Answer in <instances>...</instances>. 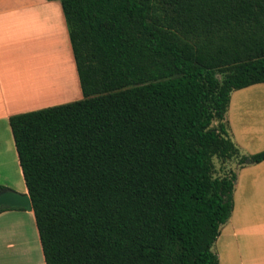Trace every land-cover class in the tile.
I'll return each mask as SVG.
<instances>
[{"label":"trees","instance_id":"1","mask_svg":"<svg viewBox=\"0 0 264 264\" xmlns=\"http://www.w3.org/2000/svg\"><path fill=\"white\" fill-rule=\"evenodd\" d=\"M47 1L82 99L9 118L45 264H219L237 172L264 162L226 122L264 84V0Z\"/></svg>","mask_w":264,"mask_h":264},{"label":"rangeland","instance_id":"2","mask_svg":"<svg viewBox=\"0 0 264 264\" xmlns=\"http://www.w3.org/2000/svg\"><path fill=\"white\" fill-rule=\"evenodd\" d=\"M51 3L53 7L55 3L60 5L59 1ZM32 13H35L37 18L36 20L31 19L30 25L40 22V25L46 24L48 29L51 27V31L55 32L54 27L55 25L58 26V14L54 12V9L38 8ZM51 22H53V25ZM30 54L29 63L34 68L31 69L32 84L38 82L45 94L48 92L49 95V91L44 88L42 74L44 69L51 66V69L55 71L58 69L68 73L64 68V55H62L58 40L51 35L47 37V42L44 45L42 41L35 40V43L30 45ZM60 57L62 60H60ZM60 66L61 70L59 69ZM50 101L55 100L45 102ZM226 122L230 136L243 155L248 156L262 152L264 150V84L234 91L226 114ZM10 160L15 162V170L9 169L8 172H4L5 166H0V172L3 170L1 173L6 178V181L0 179V185L9 186V190L24 195L26 187L22 174L19 173L14 145H10L5 150L0 149V161L10 162ZM233 202L234 207L231 216L221 227L220 236L212 247V251L218 256L219 264H240L239 257L241 254L249 255L263 252L264 232L257 226L264 223V162L254 165L249 164L239 169ZM29 215L24 213L20 218L17 216L13 219L9 218L10 221L4 224L7 226L12 225L14 229L9 228L7 233L18 242L20 232L15 226L19 223V220H24L25 231H27L25 232V240L29 238L28 244L25 241L24 264H44L35 220L32 214ZM27 245H29L28 250ZM10 262L12 263V261Z\"/></svg>","mask_w":264,"mask_h":264},{"label":"crops","instance_id":"3","mask_svg":"<svg viewBox=\"0 0 264 264\" xmlns=\"http://www.w3.org/2000/svg\"><path fill=\"white\" fill-rule=\"evenodd\" d=\"M51 2L53 1L0 0V149L1 150H5L7 147H10V145L11 146L14 145L12 132L9 126V118L11 116L19 115L31 111H36L47 107L57 106L65 103H70L82 99V92L80 88L78 74L76 71V66L72 54V49L68 37V31L66 28V23L62 13L61 5L55 3V6L53 7ZM38 8H46L48 10L54 9V12L58 14V26L56 27L55 25L54 27L55 32L51 31L50 29L51 27H49L48 29L46 24L40 25V22L35 23V25H30V20L36 19V15L35 13L33 14L32 11L38 10ZM51 23L53 25V22ZM49 35H53V38L56 37V40H58L60 50L62 52V55H64L63 57L65 63L64 68H66V72L68 73H64V71H59L58 69H56L57 71H55L54 69H51V66L47 67L46 69H44L42 74H43L44 88L46 89V91H49L50 94L48 95L47 94L48 92H46V94L43 93L39 95L38 94L32 95L30 93L29 88H31L30 86L33 82L31 69L33 70L34 68L31 67V65L29 64L30 45H32V43L34 44L35 40H37L38 42L42 41L44 45L47 42V37ZM48 51L50 50L48 49ZM26 59H27V63H26ZM60 60H62V58ZM59 69L61 70V66ZM48 100H55V101L45 102ZM16 161L19 165L17 153H16ZM14 164L15 162L13 160H10V162L0 161V166L3 165L5 166L4 172H8L9 169L13 170L15 168ZM1 172H3V170ZM1 172H0V176H1L0 179L6 181L5 176L2 175ZM238 172H237V178H238ZM19 173L22 174L20 166H19ZM236 183H235V189H236ZM3 187L6 190H9L8 189L9 186H3ZM24 193H25L24 195H28L27 189ZM24 213H26L27 215L29 214L33 215L32 211L27 212L26 210L23 209H19V210L8 209L0 213V264H24V257L26 255L25 241L27 242V244L29 241V238H26L25 240V232H27L25 231V221L19 220V223L15 226L18 232H20V237L18 238V242L16 239L14 240L13 238H11L7 233L9 228L14 229L12 225L7 226L4 224L5 222L10 221L9 218L13 219V217L15 216L20 218L22 215H24ZM257 227H259L264 232V223H262L261 225L259 224ZM262 248H263L262 253H253L249 255L241 254L239 257L240 264H264V239L262 243ZM28 249H29V245H27V250ZM10 261H12V263ZM43 261H44V256L42 262ZM218 263H219V259H218Z\"/></svg>","mask_w":264,"mask_h":264},{"label":"water","instance_id":"4","mask_svg":"<svg viewBox=\"0 0 264 264\" xmlns=\"http://www.w3.org/2000/svg\"><path fill=\"white\" fill-rule=\"evenodd\" d=\"M1 209H23L30 212L32 211V204L28 195H21L5 189L0 191V210Z\"/></svg>","mask_w":264,"mask_h":264},{"label":"bare ground","instance_id":"5","mask_svg":"<svg viewBox=\"0 0 264 264\" xmlns=\"http://www.w3.org/2000/svg\"><path fill=\"white\" fill-rule=\"evenodd\" d=\"M37 18V17H36ZM36 20V19H35ZM38 21H39V19H38ZM51 36H53V35H51ZM55 39V38H54ZM55 49V48H54ZM57 51V50H56ZM29 54H30V52H29ZM50 54V53H49ZM31 55V54H30ZM51 55V54H50ZM54 55V54H53ZM26 61H27V59H26ZM27 63V62H26ZM30 64V63H29ZM28 85H29V83H28ZM31 88H29V90H30V93L32 94V95H39V94H43V93H45V91L39 86V84H38V82H34L33 84H31V86H30Z\"/></svg>","mask_w":264,"mask_h":264}]
</instances>
